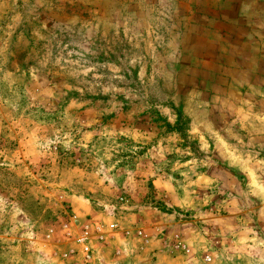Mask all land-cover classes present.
<instances>
[{"label": "rangeland", "instance_id": "1", "mask_svg": "<svg viewBox=\"0 0 264 264\" xmlns=\"http://www.w3.org/2000/svg\"><path fill=\"white\" fill-rule=\"evenodd\" d=\"M249 5L264 15L0 0V264H76L84 233L93 253L112 225L160 264H264V104L228 108L200 65Z\"/></svg>", "mask_w": 264, "mask_h": 264}, {"label": "crops", "instance_id": "2", "mask_svg": "<svg viewBox=\"0 0 264 264\" xmlns=\"http://www.w3.org/2000/svg\"><path fill=\"white\" fill-rule=\"evenodd\" d=\"M254 9L249 5L247 10L238 11V18L229 24L227 30L219 27L205 40L208 45L200 65L207 72L203 71V74L215 77L220 94L218 98L225 100L228 108L264 104V15ZM218 33H225L226 37L221 38L222 35ZM192 76L195 77V74ZM136 240L123 230L107 236L104 242H93V255L89 263L84 262L81 250L74 259L76 264H106L94 260L110 254L111 264H160L164 259L163 250L147 251L145 247L140 248L142 242ZM123 242L127 246H118ZM135 242L136 247L132 248Z\"/></svg>", "mask_w": 264, "mask_h": 264}, {"label": "built area", "instance_id": "3", "mask_svg": "<svg viewBox=\"0 0 264 264\" xmlns=\"http://www.w3.org/2000/svg\"><path fill=\"white\" fill-rule=\"evenodd\" d=\"M115 229H117V227L115 225H112L108 229L106 227H104V226L103 227L102 226H98V227L95 228L94 233L96 234L98 240L100 242H103L106 239V235L108 234V232H110L112 230H115ZM84 234H85V237L80 239V243L82 244L81 252L83 254L84 262L85 263H89L91 261V259H92L93 253H92L91 247L87 243L88 236H86V235H88L89 232L86 231ZM137 236L138 237L142 236V232L138 231L137 232ZM208 260H210V258H208Z\"/></svg>", "mask_w": 264, "mask_h": 264}]
</instances>
